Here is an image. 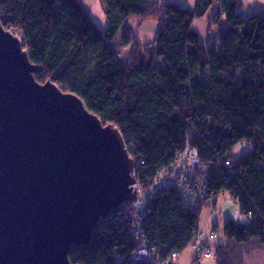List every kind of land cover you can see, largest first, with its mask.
Returning <instances> with one entry per match:
<instances>
[{"label": "trees", "instance_id": "1", "mask_svg": "<svg viewBox=\"0 0 264 264\" xmlns=\"http://www.w3.org/2000/svg\"><path fill=\"white\" fill-rule=\"evenodd\" d=\"M106 3L104 32L80 0H3L0 24L19 37L30 62L41 68L38 83L51 82L77 96L102 123L120 131L131 157L144 159L138 175L142 191L150 190L155 174L186 144L209 167L205 198L194 211L182 209L173 190L146 203L142 241L159 260L187 248L195 255L191 243L202 234L201 212L215 208L221 194L243 221H225L223 244L215 243L217 226L210 233L214 240L202 234L214 257L195 255V260L246 264L257 251L264 255V168L259 166L264 163V17L243 18L238 0H196L192 11L174 0ZM212 7L210 25L225 18L227 29L206 48L192 21ZM132 17L156 22L159 29L150 45H130L127 38L123 46L130 45L129 54L122 62L110 44ZM205 73L208 81L202 80ZM237 145L250 151L235 158ZM138 216L124 207L112 212L96 225L87 246L71 249L70 264H149L131 258L139 246Z\"/></svg>", "mask_w": 264, "mask_h": 264}, {"label": "water", "instance_id": "2", "mask_svg": "<svg viewBox=\"0 0 264 264\" xmlns=\"http://www.w3.org/2000/svg\"><path fill=\"white\" fill-rule=\"evenodd\" d=\"M40 71L0 24V264H70L100 221L139 208L120 131Z\"/></svg>", "mask_w": 264, "mask_h": 264}, {"label": "rangeland", "instance_id": "3", "mask_svg": "<svg viewBox=\"0 0 264 264\" xmlns=\"http://www.w3.org/2000/svg\"><path fill=\"white\" fill-rule=\"evenodd\" d=\"M151 3H156L159 0H146ZM169 0H162L163 3H168ZM196 0H176V3L187 11H192L193 6ZM83 5L89 19L94 23V26L98 30H106L107 21H106V10L107 3L106 0H80ZM241 4V9L238 11L239 15L243 18L249 17L251 15H260L264 17V0H238ZM3 0H0V6L2 5ZM215 7L210 8L207 13L200 18H195L192 21V29L197 32L198 40L206 48L216 42V34L227 29V24L225 18H222L218 26L210 25V20L213 14ZM159 29V24L153 21H147L141 23L138 18L132 17L125 21L121 27L116 39L110 44L111 48L116 51L122 59L124 55L121 54L120 47H123L124 41L128 38L131 43L139 42L141 44H153L157 37V32ZM210 42V44H209ZM119 50V51H118ZM124 60V59H123ZM208 73H205V76L202 78L203 81H208ZM250 147L247 145H237L233 150V156L235 158L240 157L241 155L248 153ZM260 167L264 168V163L259 164ZM138 195V194H137ZM139 196V195H138ZM228 196L226 194H221L216 201L215 208L213 206H208L202 210L200 215L199 222V232L204 236H208L212 233L213 228L217 225V240L215 243H224L222 236V228L225 222H221L222 215L230 214L231 219H233L234 214L238 213L236 205L229 204ZM127 209L124 205L121 206ZM142 205H139L138 209H127L130 213L139 214L140 223L142 221L143 214ZM242 220V219H240ZM220 222V223H219ZM263 252L257 251L251 257L246 259V264H261V256ZM195 255L191 248L185 249L180 256L179 264H217L214 259L211 260H195ZM260 258V260H258Z\"/></svg>", "mask_w": 264, "mask_h": 264}, {"label": "built area", "instance_id": "4", "mask_svg": "<svg viewBox=\"0 0 264 264\" xmlns=\"http://www.w3.org/2000/svg\"><path fill=\"white\" fill-rule=\"evenodd\" d=\"M134 162V170L132 176L135 180L133 188L137 191L138 199L142 200V211L145 210L146 203L152 199L153 195L147 196L145 191L141 190L138 182L140 169L145 166L144 159L140 157H131ZM225 166L229 164L224 162ZM209 167L202 165L199 161L198 151L186 144L183 149L175 154L174 160L168 167L160 169L154 176L150 191L160 192L162 190H173L177 193L181 200V207L187 211H194L198 203L205 198V189L207 182V174ZM141 211V212H142ZM142 212L141 214H143ZM239 216L238 213H236ZM140 216L136 218L137 230L135 232V240L139 244L137 252L131 257L134 263L147 262L149 264H174L178 258L176 253H171L166 261L159 260L154 248H150L142 240L144 234L140 228ZM249 218V215L248 217ZM215 239L214 234L209 235V240ZM142 242V243H141ZM202 234L195 235L191 247L195 255L200 259H210L213 253L210 252L204 244Z\"/></svg>", "mask_w": 264, "mask_h": 264}, {"label": "crops", "instance_id": "5", "mask_svg": "<svg viewBox=\"0 0 264 264\" xmlns=\"http://www.w3.org/2000/svg\"><path fill=\"white\" fill-rule=\"evenodd\" d=\"M175 1V3H176V0H174ZM215 9H216V7H215ZM215 9L213 10V12L215 11ZM93 23V22H92ZM94 24V23H93ZM99 30V29H98ZM105 30V29H104ZM99 31H101V30H99ZM101 32H104L103 30L101 31ZM137 43V42H136ZM131 44H133V43H131L130 42V45ZM130 45L129 46H126V47H120V51H121V54L122 55H124V60L121 58V61L122 62H126L127 61V58H128V54H129V47H130ZM119 51V50H118ZM236 214V213H235ZM234 218L235 217H233V219L232 220H234ZM228 219H231V217H230V214H225V215H222V219H219V220H222L221 222H225L226 220H228ZM220 223V222H219ZM217 226V225H216ZM180 256H181V254H179L178 255V259H177V262H176V264H179V259H180ZM253 256H251V258H252ZM253 259V258H252ZM258 260H260V258H258ZM264 262V255L262 254V256H261V264H264L263 263ZM249 264H250V262H248Z\"/></svg>", "mask_w": 264, "mask_h": 264}, {"label": "bare ground", "instance_id": "6", "mask_svg": "<svg viewBox=\"0 0 264 264\" xmlns=\"http://www.w3.org/2000/svg\"><path fill=\"white\" fill-rule=\"evenodd\" d=\"M159 192H154V191H150V190H147L146 192H145V194L147 195V196H151V195H156V194H158ZM138 202H139V205L140 204H142V200L141 199H138ZM234 221H243V220H240L241 218H240V216H237L236 214H234Z\"/></svg>", "mask_w": 264, "mask_h": 264}]
</instances>
